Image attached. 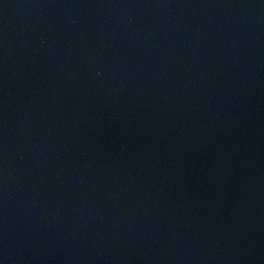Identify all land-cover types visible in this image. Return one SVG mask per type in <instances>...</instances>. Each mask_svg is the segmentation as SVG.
<instances>
[{"label": "water", "instance_id": "water-1", "mask_svg": "<svg viewBox=\"0 0 264 264\" xmlns=\"http://www.w3.org/2000/svg\"><path fill=\"white\" fill-rule=\"evenodd\" d=\"M0 264H264V0H0Z\"/></svg>", "mask_w": 264, "mask_h": 264}]
</instances>
